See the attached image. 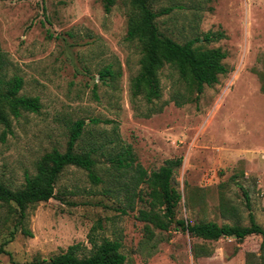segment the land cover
I'll return each instance as SVG.
<instances>
[{
  "label": "rangeland",
  "instance_id": "obj_1",
  "mask_svg": "<svg viewBox=\"0 0 264 264\" xmlns=\"http://www.w3.org/2000/svg\"><path fill=\"white\" fill-rule=\"evenodd\" d=\"M129 9L128 0L110 12L101 0H0V74L22 77L20 94L41 102L39 112L12 119L10 131L0 127V181L21 188L47 152L66 150L79 120L76 150H96L99 180L66 167L55 196L30 205L24 218L0 201V264H37L72 245L87 257L104 240L121 244L126 264H262L259 235L206 241L176 223L163 231L142 221L151 189L136 176L139 165L151 174L181 158L175 222L248 226L246 190L264 227V0L154 2L156 12L170 9L157 18L160 31L180 43L221 32L206 48L227 53L228 73L198 93L165 65L153 102L133 94L143 53L128 38ZM106 67L115 77L101 80ZM128 150L132 165H114Z\"/></svg>",
  "mask_w": 264,
  "mask_h": 264
},
{
  "label": "trees",
  "instance_id": "obj_2",
  "mask_svg": "<svg viewBox=\"0 0 264 264\" xmlns=\"http://www.w3.org/2000/svg\"><path fill=\"white\" fill-rule=\"evenodd\" d=\"M128 38L139 41L142 47L141 69L133 81V94L144 95L148 102L158 100L162 96L160 71L165 65H170L179 74L180 80L191 89L202 93L206 86L212 87L219 82L220 76L228 73L224 63L227 53L222 48H206L207 44L220 40L221 32H208L200 37L180 43L170 36L163 34L157 23L159 15L168 13L170 9L156 12L153 3L158 0H128ZM106 12H110L117 0H101ZM5 59L0 52V69L4 67ZM99 77H115L111 67L100 71ZM24 80L20 76L6 79L0 74V127L10 131L12 119L19 118L23 112L37 113L41 109L39 97L21 95ZM264 90V87H263ZM191 100H185L187 102ZM178 105L182 103L176 102ZM94 123L97 120H93ZM85 126L84 120L75 122L71 128L70 137L65 151L53 149L47 152L37 163L35 175L27 174L25 182L19 189H11L0 181V201L14 203L25 217L26 209L33 204L49 201L55 196V187L60 174L68 166H75L89 172L92 180L99 181L93 172L96 160L95 149L78 152L76 146L82 137ZM131 151L124 157L113 159L118 167H130L128 162ZM133 163V160H131ZM182 164V159L168 160L158 171L148 174L140 165L137 168L136 184H148L151 189L150 210H141L139 218L166 231L176 223L182 231L206 241H218L225 237L244 240L248 236L259 235L263 238L261 262L264 264V227L260 225L251 212V198L244 190L246 206L249 209L248 226L238 224L219 225L215 222H200L191 224L179 219L175 222V209L182 199V194L172 185L175 170ZM148 230L150 229L147 226ZM79 245L70 246L67 251L55 255L37 264H126V256L121 252L118 241L104 240L95 246L93 253L87 257L79 255ZM4 249L0 248V254Z\"/></svg>",
  "mask_w": 264,
  "mask_h": 264
}]
</instances>
